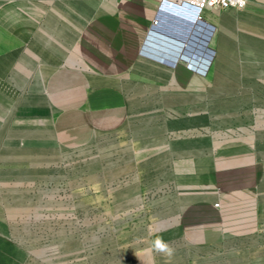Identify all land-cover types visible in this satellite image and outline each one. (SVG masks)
Listing matches in <instances>:
<instances>
[{
    "label": "crops",
    "instance_id": "0c3cea01",
    "mask_svg": "<svg viewBox=\"0 0 264 264\" xmlns=\"http://www.w3.org/2000/svg\"><path fill=\"white\" fill-rule=\"evenodd\" d=\"M205 24L213 55L201 76L181 55L200 61ZM161 29L185 42L173 64L154 59L146 43ZM138 86L144 94L130 92ZM0 101L11 103L17 118L46 123L73 149L121 134L143 101L145 146L162 150L161 197L176 195L167 199L166 214L170 208L176 217L166 218V228L208 250L244 245L264 229V131L255 142L169 139L185 127V110L192 113L187 126L199 127L203 102L210 103V124L211 103L264 101V0L208 10L202 22L163 10L160 0H0ZM151 259L144 254L139 264Z\"/></svg>",
    "mask_w": 264,
    "mask_h": 264
},
{
    "label": "rangeland",
    "instance_id": "374dc122",
    "mask_svg": "<svg viewBox=\"0 0 264 264\" xmlns=\"http://www.w3.org/2000/svg\"><path fill=\"white\" fill-rule=\"evenodd\" d=\"M209 34L201 31L200 61H185L201 76L213 55ZM131 88L145 92L144 86ZM143 103L128 119L135 129L73 149L60 145L46 123L17 118L11 103L0 101V264H132L135 258L139 264L144 254L152 264H264V229L244 245L208 250L186 245L176 229L166 228V218L176 214L170 208L166 214L168 198L161 197L162 150L145 146L150 117ZM211 104L216 114L210 124V103L203 102L199 127L187 126L192 113L185 110V127L172 130L169 139H260L264 101ZM7 111L11 115L1 117ZM162 121L160 116L159 127ZM157 236L174 249L170 258L152 250Z\"/></svg>",
    "mask_w": 264,
    "mask_h": 264
},
{
    "label": "built area",
    "instance_id": "2783aa9c",
    "mask_svg": "<svg viewBox=\"0 0 264 264\" xmlns=\"http://www.w3.org/2000/svg\"><path fill=\"white\" fill-rule=\"evenodd\" d=\"M249 0H246V4ZM163 10H170V8L184 12L191 16V19L202 22L204 13L208 10H228V9H242L238 0H160ZM157 24V20L154 24ZM204 31L210 33V28L205 24ZM176 52V51H174ZM215 203L214 206H218Z\"/></svg>",
    "mask_w": 264,
    "mask_h": 264
},
{
    "label": "water",
    "instance_id": "95a60500",
    "mask_svg": "<svg viewBox=\"0 0 264 264\" xmlns=\"http://www.w3.org/2000/svg\"><path fill=\"white\" fill-rule=\"evenodd\" d=\"M152 32V33H151ZM148 36V40L146 41L147 45L151 47V51L154 52L151 55L154 59L161 62H168L173 64V61L177 59L180 55V52H174L177 49L179 50V46L185 45V42L180 38L172 36V34L167 30H157L156 32L151 31ZM148 49V47L146 46ZM184 61L190 60L189 55H181Z\"/></svg>",
    "mask_w": 264,
    "mask_h": 264
},
{
    "label": "clouds",
    "instance_id": "9594fccd",
    "mask_svg": "<svg viewBox=\"0 0 264 264\" xmlns=\"http://www.w3.org/2000/svg\"><path fill=\"white\" fill-rule=\"evenodd\" d=\"M238 3L242 8L246 4V0H238ZM151 248L155 252L163 254L169 258L174 254V249L159 236L152 241Z\"/></svg>",
    "mask_w": 264,
    "mask_h": 264
},
{
    "label": "bare ground",
    "instance_id": "6f19581e",
    "mask_svg": "<svg viewBox=\"0 0 264 264\" xmlns=\"http://www.w3.org/2000/svg\"><path fill=\"white\" fill-rule=\"evenodd\" d=\"M145 51H147L146 49H145ZM153 54H154V52H153ZM192 62V61H191ZM194 62V61H193ZM194 63H197L196 61L194 62Z\"/></svg>",
    "mask_w": 264,
    "mask_h": 264
}]
</instances>
